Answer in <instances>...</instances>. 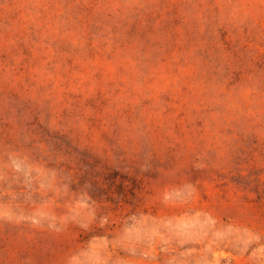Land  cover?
<instances>
[{"label":"rangeland","instance_id":"1","mask_svg":"<svg viewBox=\"0 0 264 264\" xmlns=\"http://www.w3.org/2000/svg\"><path fill=\"white\" fill-rule=\"evenodd\" d=\"M0 264H264V0H0Z\"/></svg>","mask_w":264,"mask_h":264}]
</instances>
